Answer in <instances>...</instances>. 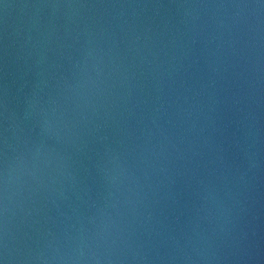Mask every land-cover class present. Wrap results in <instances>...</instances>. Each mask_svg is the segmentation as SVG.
Wrapping results in <instances>:
<instances>
[{
	"label": "water",
	"instance_id": "water-1",
	"mask_svg": "<svg viewBox=\"0 0 264 264\" xmlns=\"http://www.w3.org/2000/svg\"><path fill=\"white\" fill-rule=\"evenodd\" d=\"M0 264H264V0H0Z\"/></svg>",
	"mask_w": 264,
	"mask_h": 264
}]
</instances>
